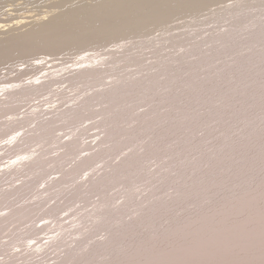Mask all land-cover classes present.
I'll return each mask as SVG.
<instances>
[{"label": "rangeland", "instance_id": "1", "mask_svg": "<svg viewBox=\"0 0 264 264\" xmlns=\"http://www.w3.org/2000/svg\"><path fill=\"white\" fill-rule=\"evenodd\" d=\"M153 1L166 2L0 0V22L11 25L0 30V39L28 33L36 24L48 23L54 17L61 25L76 23V14L82 11L98 12L104 5L139 9ZM181 3L174 0L170 6L176 9ZM157 9L143 12L148 21L145 27L123 29L119 31L122 34L111 33L65 48L34 46L7 58L0 56V145L22 131L14 145L0 147V195L33 184V191L28 189L14 196L16 201L0 204V217L31 205L29 211L19 212L18 221L0 228V264H120L134 256L140 258L144 256L139 254L142 248H157L203 213L214 217L230 209L234 200L229 193L250 187V183L241 187L232 184L226 189L195 192L200 196L169 209L154 226H139L118 239L110 240L111 234L100 230L108 228L105 225L126 226L151 210H163L179 193L184 195L194 186L198 189L205 178H219L232 164H240L242 161H233L214 167L231 149L262 135L264 138V78L247 79L230 88L242 77L240 67L247 62L256 65L264 53V27L259 28L264 26V0H215L202 10L154 18ZM79 21L84 24L87 20ZM157 37L153 44L140 42ZM123 42L130 43L126 49L101 56ZM94 53L98 57L88 67L96 68L97 75L71 72L76 59ZM262 64L251 70L260 69ZM77 74L78 80L71 81ZM36 77L44 78L38 82ZM35 82L43 88L37 86V91L26 95L24 88ZM131 82L132 89L113 96L119 86L127 88ZM247 88L259 91L256 98L244 95ZM7 90L13 93L10 97L3 96ZM97 95L103 102L86 100ZM12 101L17 102L15 107L10 106ZM70 109L74 110L72 115L66 112ZM205 118L209 121L204 123ZM150 148L158 150L149 155ZM25 153L35 160L15 166L12 160L23 158ZM255 154L264 155V139ZM212 169L213 177H206ZM106 172L111 174L95 182V188L83 185L73 206L48 213L56 204L63 206L65 199L61 197L78 184ZM252 179V172L244 173L245 182ZM196 203L202 204V213L196 212ZM228 233L241 236L235 229ZM29 243L41 249L27 250ZM73 254L78 257L69 260Z\"/></svg>", "mask_w": 264, "mask_h": 264}, {"label": "bare ground", "instance_id": "2", "mask_svg": "<svg viewBox=\"0 0 264 264\" xmlns=\"http://www.w3.org/2000/svg\"><path fill=\"white\" fill-rule=\"evenodd\" d=\"M160 1H163V0H160ZM164 1H166V2L156 3V1L155 2L153 1L152 3H150L148 5H146V4L142 5L141 8H139V9H137L135 6L134 7H128V8H126L127 7L126 6L125 9H116V8H113V6L115 7V5H113V6L111 5L113 8L112 9V8H109V6L105 7V5H104V7L99 8L98 12L97 11L96 12L82 11V13L76 14V15H78L77 18H75V19H77L76 23L74 21H73L74 23L67 22L66 24H65V22H63L64 23L63 25H61V23H59L60 21L57 20L56 17H54L56 20L53 18L54 20L51 19L48 23H44L42 25H40V24L35 25L34 24L35 26L28 33L17 34V35H15L13 33L14 35H12V37H10V38L0 39V56L2 59L7 58L13 53L24 51V50L32 48L34 46H46V47H51V48L64 47L65 48L68 46L71 47V46L75 45V43H78V42L85 43L87 41H96V40L101 39L102 37H104L107 34L117 33L123 29L125 30L127 28H132V27H134V28L136 27V29H137V28L145 27L146 23L148 21H147V19H145L146 17L144 18V16H145L144 13L148 10L151 11V9L152 10L154 8L156 9V7L159 9V11L157 9V10H155L156 11L155 14H153V15L151 14L152 17H154V18L159 17L161 15L163 16L165 14L172 15L175 12H177V14H179V13H186L188 11L202 10L203 7L209 5L211 1H215V0H181L182 1L181 7L177 5L178 7L176 9H174V7L170 6L172 4V2H174V0H164ZM168 5H169V7H167ZM214 7H215V5H214ZM214 10L216 11V9H213L211 11H214ZM147 16H148V14H147ZM61 19L62 18H60V20ZM41 20H43V19H41ZM79 20H81V21L87 20V21H86V23H84L82 21L84 24H78L80 22ZM148 20H149V18H148ZM154 20H156V19H154ZM68 21H70V20H68ZM202 22H204V21H202ZM251 24H253V23H251ZM258 24L259 23H257L256 25H258ZM8 26H9V24H6V23L3 24V22H0V30L1 29L4 30V28H6ZM191 26H193V25H191ZM261 27L263 28L264 26H260L259 28H261ZM241 28H242V26H241ZM6 29H8V28H6ZM73 30H79L80 34L74 35ZM37 31H40V32L38 33ZM164 32H166V31H164ZM197 32H198V30H197ZM120 34H122V33H120ZM162 34L166 35V33H163V32L161 33V35ZM163 37L164 36H162V38ZM158 40H159V38L157 37L156 40L151 38V39H146L145 41L143 40L140 42H141V44H142V42L153 44V43H156ZM170 40H172V39H170ZM124 43L125 42H123L122 45L119 44L118 46L113 45L114 50H108V51L106 50L107 52L102 54L101 56L115 54V53H118L120 50L126 49L130 43L129 44L127 43L128 45H124ZM113 48L111 47V49H113ZM96 57H98V53H94V54H91L89 56L87 55V57H80V58L76 59V62L72 65V71L71 72L72 73L73 72H76V73L77 72H79V73L84 72L86 74L91 73L93 75H97V73H99V71L95 70L96 69L95 67H94L95 69H93L92 66H91L92 69H91V67H90V69L88 67L94 61H96V59L93 60ZM256 62H258V63L254 66H258L259 64H262L264 62V53L261 55V57L257 61H255V63ZM254 66H253V63H250V62L244 63L243 66L240 67V70H241L240 74H242V77H240V78L238 77V79H236V81L234 82V84L230 88L234 89V88L238 87L240 84H242V82L244 80H247V79L248 80L254 79L256 81L255 78H257V77L264 78V64H262L261 68L256 70V71L251 70ZM73 67H74V69H73ZM86 67H88V68H86ZM198 67H199V65H198ZM79 76L80 75H78V74L76 76L72 75L70 77V80L71 81L78 80ZM36 78H38V77H36ZM43 78L44 77L34 79V81L39 82V79H40V82H42L41 79H43ZM49 81H52V80H49ZM203 81H204V79H203ZM45 82L46 81H44V83ZM138 82L136 85L139 84ZM36 83L37 82H35V84L31 83L32 87H31V84L29 83L30 87L24 88L26 95L31 94L32 90H34V91L36 89L38 90L37 86L38 87L41 86V88H43L42 84L39 85V83L38 84H36ZM127 85H128L127 88H125L122 85H121V87L119 86L122 89L119 90V87H118L117 90L113 92L114 93L113 96L116 97L117 95L121 94L122 92L125 93L124 91H126L128 89L129 90L132 89V86H133L132 82L127 84ZM262 85H260V86H262ZM198 87H199V85H198ZM232 89H229V90H232ZM246 91L247 92L244 95L246 97H252V98H256L255 96H257L259 93V91L255 90V88L252 90H249L247 88ZM2 92H4V91L2 90ZM12 94H13L12 92L10 93L7 90L6 93H4V95L3 94L2 95L6 96V97H10ZM221 95H218V96H221ZM242 96H243V94H242ZM242 99H244V98H242ZM86 100L88 102H90L91 104H96V103H99L100 101H102V98H100L99 95H97V96L88 97ZM77 101H78V99H77ZM16 103H17L16 101L10 102V106L15 107ZM86 106H84V107H86ZM228 106H230V105H228ZM73 109H75V108H73ZM73 109L66 111V112H68V115H72L74 113ZM121 116L125 117V113L122 114ZM127 116H129V115H127ZM201 121H203V120H201ZM208 121H209V118H207V119L205 118L204 123L208 122ZM20 135H22V131H20V133H18V135H17V132H15L14 135L13 134L10 135V137H8V139H4V141H2L3 144H1L0 147H2V145H6V143H8V145H14V141H16V138L20 137ZM22 139H23V137H22ZM22 139H19V142H21ZM263 139L264 138L262 135V137L260 136V137H257L256 139H254V141L251 140V141L245 142L241 146L239 145L238 147H236L234 149L230 148L231 150L228 153H226L224 156H222V158L216 164H214V167L216 165H219V164L223 165L226 162H233V161H236V162L242 161L240 164H238V163L232 164L233 167L231 166L229 171H224L223 175H221L219 178H217V177L213 178V179H211V178L206 179L205 178V181L202 184H200V188H198V189H194L195 188V186H194L191 189H188L184 195L179 193V195L177 197H175V199H173L171 201V203L166 208H164L163 210H161V211L158 209L151 210L148 214H145L144 216L140 217V219H138L137 221H134L133 223H129L126 226L114 228L112 226H106L105 225V227H108V228L102 227L100 230H102V231L105 230L108 232V234L109 233L111 234L110 240L118 239V238H121L122 236H124L125 234H127L128 232H130L131 230L138 228L139 226L140 227L145 226V225H146V227L147 226H150V227L154 226L155 224L158 223L160 216L163 217V215L169 209L177 207L179 205H183V203L187 200L193 201L197 196H200V195L196 194L199 191L201 193H205V192H208V191L213 190V189H220L222 187L224 189H226V187H228L229 185H232V184L233 185L238 184V185H240V187L241 186H247V184H249V183L251 184L249 188L246 187L243 191L241 189V192H239V193H234V192L229 193V195L232 196L233 197L232 199L234 200V204L230 207V209H228V210H226V211H224V212H222L219 215L214 216V217H210L209 215H206L203 213L202 215H200L198 217L197 221H195L191 225H188V226L183 227L182 229L178 230L169 240L163 241L162 244L160 246H158L157 248H155V249H147L145 247L142 248L139 254L144 255V256H142L140 258H137L136 256H134L133 258H128L127 260L123 261L120 264H264V255L261 253V252H264V182H262V180H264L263 179L264 176H263V178H261L262 180L260 179L261 180L260 182L258 181V178L264 173V155L257 156L255 154V150L257 149V146L263 142ZM71 145H75V144H71ZM159 145H161V144H159ZM158 148H154V149L150 148L148 154L154 155L155 152H157ZM226 149H228V148H226ZM145 153H147V152H145ZM198 153H199V151H198ZM23 155H24L23 158L18 157V159L12 160V161H14L15 166H20V167L25 166V164L28 163L31 159L35 160V158L30 156V153H25ZM20 159H22V161ZM23 159H25V160H23ZM140 159H143V158H140ZM85 160H87V159H85ZM130 162H134L133 159H131ZM122 167H123V165H122ZM80 168H81V166H80ZM111 168H112V170L114 169L113 166H111ZM245 172H252L253 173V179L251 181L245 182V180H244V173ZM107 174H108V172H106L104 175L98 177L97 179H93L92 177L95 176V175H93L92 177L88 178L84 183L78 184L77 187L73 188L66 195H63L61 197V198L65 199V204H63V206L56 204L51 209H48V213L51 212L52 214L53 213L56 214L61 207H65L67 209L69 206H73L75 204V198L81 194V192H82L81 190H84L83 185L88 184V187L85 189L95 188V186L97 185V183H95V182H99V180H102L103 179L102 177L105 178V176ZM109 174H111V173H109ZM212 174H215L213 169L207 173L206 177H213V176H211ZM50 183H52V181H50ZM32 187H33L32 183H30V184L27 183L26 185H24L21 188L15 187L16 189H14L12 191V193L7 194L6 196L0 195V204L3 203L4 200L16 201V200H14V196H18V195L20 196L23 192L27 191L28 189L32 190ZM95 191L97 192V190L94 189L93 192H95ZM179 192H180V190H179ZM19 198H21V197H19ZM50 198H52V197H50ZM20 203L21 202H19V204ZM104 204H107V202ZM201 205L202 204H199V203L195 204V206L197 207V208L195 207L196 208L195 210H196V212H198V214L202 213V211H203V209L201 208ZM30 207H31V205L27 204L24 208L23 207L18 208L16 211H11L10 213L4 215L3 217L1 216L2 218L0 217V228L3 229L5 226H7L8 222L17 219L19 216V212L21 210L29 211ZM102 207H104V206H102ZM74 208H76V207H74ZM7 209H8V207H7ZM101 214H102V212H101ZM95 215H97V213ZM98 217H99V215L97 216V218ZM50 218H52V217H50ZM50 220H52V219H50ZM16 221H18V220H15L13 222H16ZM95 221L96 220H94V223H95ZM92 223H90V224H92ZM113 223H114V221H113ZM104 224H106V223H104ZM230 229L237 230L241 234V236L231 237V235L228 233V231ZM60 231H61V229H60ZM102 231H101V233H103ZM1 234H2V230H1ZM92 240H93V237L89 241H92ZM86 241H88V240H86ZM54 243H56V241H54ZM30 244L31 243L28 244L29 246L27 245L25 247L27 250L28 249L31 250L30 248L37 249V250L41 249L40 245H38V247H37V245L31 246ZM84 244H85V242H82L83 246H84ZM0 245H1V243H0ZM98 247H100V245L96 246V248H98ZM118 248L116 250H118ZM42 249H44V247H42ZM92 249H93V247L89 248V250H92ZM0 250H1V247H0ZM32 251H34V250H32ZM28 252H30V251H28ZM114 252H116V251H114ZM16 253H18V252H16ZM186 253H187V257L184 258L183 255ZM73 255L70 259L68 257H66V258H68L69 260H72V259L75 260L76 258H73V257H78V255H75V254H73ZM8 258H10V256ZM13 258L15 259L16 257H13ZM59 259H60V257H59ZM8 262H10V261H8ZM61 263H63V262H61Z\"/></svg>", "mask_w": 264, "mask_h": 264}]
</instances>
